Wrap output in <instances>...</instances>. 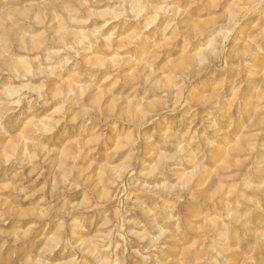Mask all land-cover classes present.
Returning <instances> with one entry per match:
<instances>
[{
	"label": "clouds",
	"instance_id": "9594fccd",
	"mask_svg": "<svg viewBox=\"0 0 264 264\" xmlns=\"http://www.w3.org/2000/svg\"><path fill=\"white\" fill-rule=\"evenodd\" d=\"M181 4L164 0L159 24L152 0L4 9L0 60L56 24L82 79L24 111L26 95L0 100V264H264V0ZM62 127L74 135L52 143Z\"/></svg>",
	"mask_w": 264,
	"mask_h": 264
},
{
	"label": "rangeland",
	"instance_id": "374dc122",
	"mask_svg": "<svg viewBox=\"0 0 264 264\" xmlns=\"http://www.w3.org/2000/svg\"><path fill=\"white\" fill-rule=\"evenodd\" d=\"M31 0H0V18L4 16V9L8 5H13L15 7L23 8L29 4ZM66 3H70L73 6H78V0H65ZM116 2H122L127 7L130 0H116ZM156 7V11L152 13V16L157 17V23L159 24L163 17V4L164 0H152ZM173 0H169L172 3ZM190 0H182V7H187ZM96 4L99 8L107 7L108 0H96ZM83 11H87L83 9ZM149 16V19L152 18ZM199 19H203L200 16V8L198 5H194L192 8H188L187 14L182 15L181 18L177 20L181 31L191 32V21L196 22ZM98 21H93V24H98ZM93 25H89L91 28ZM99 26V25H97ZM113 25L109 24L110 29ZM11 27V25H9ZM56 24H51L48 28V36L33 25L32 33V44L35 46L36 51L31 53H25L17 57L15 62L7 64L6 61L0 60V100L4 99L6 95L18 94L26 95L27 99L21 100L20 107L24 111L28 107V99L33 101L37 98V92L43 95L46 100H50L51 94L56 91L57 87L61 90L71 87L74 83H79L82 79L80 73L73 68L75 61L73 60V53L71 50L62 51L64 42L60 38L55 36V31L57 29ZM107 31V29H105ZM13 40H18L19 32L17 29H13L9 33ZM39 57V61L35 57ZM60 66H63L62 68ZM264 67V56L260 57L255 62V71ZM59 69V70H56ZM48 70H55L54 74L49 75ZM234 73L229 72V80L233 78ZM218 79V75H213L210 71L205 76L195 80L189 86V92L191 95L196 96L199 93L210 90L212 85ZM258 79L249 81L245 85V91H251V89L258 83ZM219 83V82H218ZM34 89L31 93L28 89ZM43 104V102H41ZM54 102L44 105L43 107H37L34 105V111L38 114V119H47L52 115L55 107H57ZM66 133V134H65ZM74 135V131L71 128L65 130L63 127L56 133L55 137L52 139L54 144H62L66 136ZM52 171L51 165L48 166V173L50 175ZM4 176V170H0V178Z\"/></svg>",
	"mask_w": 264,
	"mask_h": 264
}]
</instances>
